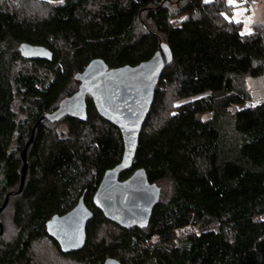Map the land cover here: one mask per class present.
Returning a JSON list of instances; mask_svg holds the SVG:
<instances>
[{
    "label": "trees",
    "instance_id": "trees-1",
    "mask_svg": "<svg viewBox=\"0 0 264 264\" xmlns=\"http://www.w3.org/2000/svg\"><path fill=\"white\" fill-rule=\"evenodd\" d=\"M223 2L178 0L171 7L169 0H62L39 18L0 3V205L6 195L7 205L14 200L16 228L10 242L0 243V264H32L30 251L40 238L84 264H102L107 257L121 264H264V99L238 103L248 80L264 76V28L254 21L251 32L241 34L239 23L225 19ZM141 16L149 25L137 32ZM177 16L183 19L175 23ZM158 41L168 45L172 62L156 86L132 168L120 174L125 179L142 168L150 182H170L168 197L160 189L147 227L122 229L92 205L104 171L123 152L119 131L97 114L89 97L84 123L61 120L66 134L47 128V121L36 126L18 193L19 152L38 117L76 91L70 86L74 74L94 58L109 69L136 65L152 56ZM21 44L50 51L52 60L31 61L53 73L51 83L42 85L31 71L12 76L16 60H29ZM13 85L31 108L21 124L11 108ZM165 97L184 102L152 124ZM85 190L93 212L85 246L62 254L46 236L45 222L69 211ZM192 224L201 226L192 248L183 239L174 243V232ZM100 225L117 233L97 241Z\"/></svg>",
    "mask_w": 264,
    "mask_h": 264
},
{
    "label": "water",
    "instance_id": "water-1",
    "mask_svg": "<svg viewBox=\"0 0 264 264\" xmlns=\"http://www.w3.org/2000/svg\"><path fill=\"white\" fill-rule=\"evenodd\" d=\"M21 55L29 60L50 61V51L41 46L21 44ZM172 62L168 45L158 41L152 56L136 65H124L109 69L100 58L90 60L82 72L74 74L77 89L62 98L55 109L38 117L30 136L20 150L21 167L17 192H21L27 171V150L34 130L44 121L53 123L66 117L86 121V98L89 97L97 114L117 128L122 140L119 163L104 171L92 194V203L103 217L122 229L147 227L155 205L159 203L160 188L150 182L142 168H137L125 179L120 174L132 168L143 124L151 111L154 93L161 74ZM8 195L0 205L5 209ZM93 213L84 204V193L76 205L63 215H52L45 222V232L57 244L63 254L80 251L85 243L86 223ZM0 220V235L3 232ZM102 264H121L107 257Z\"/></svg>",
    "mask_w": 264,
    "mask_h": 264
},
{
    "label": "rangeland",
    "instance_id": "rangeland-1",
    "mask_svg": "<svg viewBox=\"0 0 264 264\" xmlns=\"http://www.w3.org/2000/svg\"><path fill=\"white\" fill-rule=\"evenodd\" d=\"M178 0H169L171 2V7L175 5ZM62 0H0V3L7 4L8 7L15 10L20 16H28V17H42L48 13V9L50 5L61 3ZM174 2V3H173ZM224 5L229 10L225 16L229 17L230 19L236 20L238 19L240 25V33L242 34H249L252 29V24L254 21L260 23L264 28V0H254L253 1V8L245 7L243 4L238 5V8L229 7L227 0H224ZM240 12L239 16L234 17V13ZM183 19L182 16L175 17L174 21L179 22ZM143 23L145 25H149L148 20L141 16L140 19L136 22V31L141 32ZM35 72L38 73V77L41 78L42 85H47L51 83L54 79V75L52 72L45 71L42 67H36L34 62L31 60H16L12 66L11 73L12 76H16L19 72ZM77 81L70 85L71 87L77 88ZM14 90V98L12 101V111L15 113V120L17 124H21L25 122L29 117L31 112V108L25 102H22L20 94L16 92L15 86L13 85ZM230 87L226 89L229 91ZM168 97V96H167ZM165 97L164 102L159 108L157 114L152 118L151 123H156L159 121L164 114H166L169 109L177 107L179 104L183 103L184 100L179 101H172L169 102ZM264 99V76L250 78L247 82V86H245V90L243 93L240 94L238 103L243 105L244 103H249L251 105H256L261 103ZM50 123V122H49ZM44 123L47 128L53 129L57 134L64 135L66 134V125L63 121L53 122V123ZM17 133H14L13 142L11 145V149L15 147V140H16ZM157 185L160 187L162 195L164 197H168L171 191L170 182L168 180L159 181ZM13 205L14 200L10 199L7 207L5 210L2 211L0 215V219L2 222L3 233L0 235V243L3 244L10 242L16 235V228L12 223V215H13ZM96 232L94 234V239L99 241L104 237H108L109 235L116 234V230L114 228H110L105 225H100L96 228ZM213 232L216 231V228L211 229ZM201 231V226L199 224H192L183 229L176 230L174 243H177L179 240L183 239L184 241L188 242L191 246L195 242L194 235L199 234ZM208 231V230H206ZM26 231L22 233V236L25 234ZM155 242L156 239H153ZM192 248V246H191ZM31 261L32 264H84L82 262H78L72 257H65L57 253L55 250L52 242L47 238H40L36 240L31 248L30 251Z\"/></svg>",
    "mask_w": 264,
    "mask_h": 264
},
{
    "label": "snow or ice",
    "instance_id": "snow-or-ice-1",
    "mask_svg": "<svg viewBox=\"0 0 264 264\" xmlns=\"http://www.w3.org/2000/svg\"><path fill=\"white\" fill-rule=\"evenodd\" d=\"M227 3L229 5V7L238 8V0H227ZM240 14H241L240 12H236V13H234V17L235 16H239ZM225 19L229 20V22H236V23H239L240 22L238 19H236V20L233 21V19H230L227 16H225Z\"/></svg>",
    "mask_w": 264,
    "mask_h": 264
},
{
    "label": "flooded vegetation",
    "instance_id": "flooded-vegetation-1",
    "mask_svg": "<svg viewBox=\"0 0 264 264\" xmlns=\"http://www.w3.org/2000/svg\"><path fill=\"white\" fill-rule=\"evenodd\" d=\"M85 192H86V190H85L83 193L85 194ZM83 193H82V194H83ZM82 194H81V195H82ZM93 194H94V193H93ZM81 195H80V196H81ZM92 196H93V195H92ZM78 198H79V197H78ZM77 200H78V199H77ZM91 202H92V198H91ZM76 203H77V201H76ZM76 203L74 204V206L76 205ZM84 204L86 205V203H85V195H84ZM92 205H93V203H92ZM74 206H73V207H74ZM73 207H72V208H73ZM72 208H71V209H72ZM86 208L89 209L88 206H86ZM89 210H90V209H89ZM90 211H91V210H90ZM67 212H68V211H67ZM91 212H92V211H91ZM92 213H93V212H92ZM54 215H58V214H54ZM61 215H63V214H61ZM59 216H60V215H59ZM86 225H87V223H86ZM45 233H46V232H45ZM85 234H86V226H85ZM86 235H87V234H86ZM46 236H47V235H46ZM48 237H49V236H48ZM50 239H52V238H50ZM86 239H87V236H86ZM52 240H53V239H52ZM53 241H54V240H53ZM54 242H55V241H54ZM55 243H56V242H55ZM85 243H86V240H85ZM85 243H84V246H85ZM56 245H57V247H58V244H57V243H56ZM84 246H83V248H84ZM83 248H82V249H83ZM58 249H59V247H58ZM82 249H81V250H82ZM81 250H80V251H81ZM59 251H60V249H59ZM60 252H61V251H60ZM78 252H79V251H78ZM72 253H76V252H72ZM62 254H63V253H62ZM68 254H71V253H68Z\"/></svg>",
    "mask_w": 264,
    "mask_h": 264
},
{
    "label": "built area",
    "instance_id": "built-area-1",
    "mask_svg": "<svg viewBox=\"0 0 264 264\" xmlns=\"http://www.w3.org/2000/svg\"><path fill=\"white\" fill-rule=\"evenodd\" d=\"M254 0H238V5H244L245 7L253 8Z\"/></svg>",
    "mask_w": 264,
    "mask_h": 264
}]
</instances>
